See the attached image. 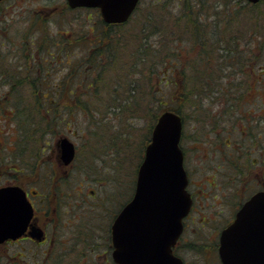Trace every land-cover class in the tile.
<instances>
[{
    "label": "rangeland",
    "instance_id": "1",
    "mask_svg": "<svg viewBox=\"0 0 264 264\" xmlns=\"http://www.w3.org/2000/svg\"><path fill=\"white\" fill-rule=\"evenodd\" d=\"M182 1L142 0L140 8L131 21L121 28L125 30L120 32L121 42L116 43V55L112 59L105 55H103L104 59H99L93 54L95 49L92 50V48H97V44H93L94 41L90 40L94 35L87 24L88 21L82 28L84 31L79 32V47L66 46V50L54 51V54L50 55L49 52L54 46L41 45L44 56H40L37 52L36 62L41 60L43 66L40 72L37 66L36 75L37 73L39 76L47 74V85L51 90H55L54 87L60 81L63 84L62 92L57 95L47 93V100L43 97L44 93L34 91L35 87L32 86H35L33 83L35 76L29 81L23 80L22 85L19 84L21 87L17 89L12 88L11 83L0 85V186L19 183L29 185L43 193L48 182L47 177L54 170L59 172L60 165L55 157L58 139L68 136L79 144L81 158L85 159V156L86 159L89 158V161L85 162L81 159L80 165L87 168L84 171H87L90 177L97 178L98 182L96 183L92 178L90 180V177L84 180L83 177L86 174L80 171L74 172L71 177L66 176L67 180L64 182L74 187L80 184L85 185L89 194L92 192L91 189L98 193L99 188L101 194H109V196L113 194L114 203L111 201L108 206L117 211L124 205L123 191L126 183L130 179L135 189L138 168L148 144L147 138L151 137L157 121L153 114H156L159 109V112L165 110L160 106V102L173 103L169 97L163 99L162 94L159 95L160 99L159 97L156 100L151 99L153 97L149 94L150 76L147 72L140 70L127 73L132 66L125 64V59L128 52L132 54L141 46L144 33L147 34L148 43L149 35L153 34L150 40L154 41L152 44L156 47L159 33L151 32V18H156L162 12L159 9H163L167 12V16L164 19H158L157 23L169 27L175 26L174 22L180 19H177L174 14L179 12V3ZM236 2L237 0H205V9H210V13L203 15L208 20L214 19L216 17L214 13L221 10L224 4H228L235 15ZM83 15L87 17L88 13ZM241 16L244 22L237 27L233 26L232 34L235 36L238 31L240 32L242 38L237 44H253L248 34L251 23L249 18L252 17V13L248 12L247 8V12ZM68 32L70 31L67 30ZM124 32L126 34L123 36ZM48 33L51 37L59 36L54 29ZM114 35L119 36V33ZM226 40L225 37L223 41L226 43ZM231 43L235 44L232 48L236 49L235 39ZM38 47L36 49L39 50ZM253 50L257 51L258 46L255 45ZM247 51L243 55H236L238 60L235 57L234 62L229 64L230 60L228 65H224L222 72L224 83L230 85L232 81H242V86L247 89L239 108L240 113L248 118H240L233 133L223 130L226 129V123L222 117L226 110L224 95L214 97V93L210 92V95H207L210 97L197 108L193 105V109L191 107L190 110L187 106H181L185 117L181 145L185 152V166L190 176L189 190L193 192L196 201L192 217L186 221L187 228L178 249L179 255L185 259L186 264H222L217 250L218 236L232 219L240 204L256 191V182L259 180V184H262L264 180L262 168L264 166V78L263 83L258 85V74L252 69L245 68L247 70L245 73L242 72L243 74L237 71L239 67L236 65L239 59L245 63L246 59L249 58V62L253 58L251 50ZM254 55L256 57L257 54ZM1 63L5 72L18 76L16 71L21 67L16 68L18 63H15L11 56L2 57ZM26 64H32V62L29 61ZM233 65L234 67H231ZM76 69L78 73L73 72ZM193 70L196 71L197 68ZM5 78L8 80L12 76ZM67 81L72 82L67 86L75 88L64 87ZM228 96H234V94ZM78 100L79 105H77ZM48 101L56 103L52 108L57 112L52 111L53 114H46L40 111L43 119L39 123L34 119L33 130L29 129L28 135H25L26 127L31 128V118L27 116L29 111L25 110V107L38 105L41 108L40 103L48 104ZM115 102L120 103L118 104L119 113L112 116L111 111L114 112ZM174 102L178 104L176 100ZM85 105L91 107L90 111L86 110ZM14 107L17 109L16 112ZM69 107L78 109L67 117L66 112ZM71 120H73L72 124ZM106 122L112 125L113 131L106 124L96 126L97 123ZM153 122H155L154 125ZM121 132L127 136V139L119 135ZM254 160H258V163L252 167L251 162L253 163ZM11 165L16 167L15 170L11 168ZM260 166V174H258ZM237 170L242 172L237 174ZM240 173L243 177L242 184L238 181ZM215 184L219 186L212 188ZM94 215L100 223L105 222L103 217L105 213L103 214L102 211L101 215L96 212ZM96 228L100 230V227ZM96 238L95 246L85 244L89 256L93 259H95L94 254L89 252L90 249L94 247L97 252L102 249V246L99 247L102 244V236L97 234ZM88 242L92 244L91 239ZM190 243L194 244L191 246ZM46 247L47 245L39 246L29 241L0 245V264L1 262L9 264V261H13V256L18 257L22 263L36 264L40 261L38 258L46 257H44ZM105 259L100 255L95 260L106 264ZM51 260L55 261L53 264L79 263L78 256L69 261L64 251H60L56 258ZM97 262L88 263L83 260L79 264H98Z\"/></svg>",
    "mask_w": 264,
    "mask_h": 264
},
{
    "label": "water",
    "instance_id": "2",
    "mask_svg": "<svg viewBox=\"0 0 264 264\" xmlns=\"http://www.w3.org/2000/svg\"><path fill=\"white\" fill-rule=\"evenodd\" d=\"M69 2L99 7L106 22L122 23L139 0ZM183 127V117L176 111L165 110L157 118L138 169L134 195L112 225L113 258L118 264H184L173 251L193 203L181 147ZM59 145L64 164H69L76 154L74 142L66 136ZM33 214L22 186L0 187V243L24 235ZM30 233L42 240L41 231L34 228ZM219 255L223 264H264V191L252 195L221 231Z\"/></svg>",
    "mask_w": 264,
    "mask_h": 264
},
{
    "label": "flooded vegetation",
    "instance_id": "3",
    "mask_svg": "<svg viewBox=\"0 0 264 264\" xmlns=\"http://www.w3.org/2000/svg\"><path fill=\"white\" fill-rule=\"evenodd\" d=\"M83 13H88V16L85 17ZM87 21V24L93 31L94 36L90 38L92 42L94 41L93 44L100 41V28L108 24H122L106 22L99 7L72 6L69 0H0V63L2 62V57L11 56L15 60V63H18L16 64V68L21 67L16 71L18 76H33L35 70H37V65L38 68L43 66L41 60L36 62V53L38 52V49H36L37 46L48 44L54 46L53 50L49 52L50 55H53L54 51L62 52L66 50V46L76 45L79 47V32L80 30L84 31L82 28ZM51 29H54L56 35L58 34L59 36L51 37L48 33ZM67 30L70 32L67 33ZM29 61H31L32 64H26ZM13 65L15 67V64ZM237 71L240 72L238 69ZM231 73L233 74V71ZM10 76L14 77L15 75L14 73L10 75L5 72L3 64L1 63L0 78ZM227 85L229 84H226L224 89L231 90ZM239 90L240 89L237 87V93L234 94V96H230V99H236L235 103L234 101H227V103H234V106L230 108L226 107L224 115L222 116L226 123V129L223 130L227 133H233L235 131L240 118H248L240 113L239 106L242 103L240 101L243 96L241 97L238 95ZM251 116L253 115L251 114ZM75 145V157L66 165L61 158V149L57 142L55 157L60 165L58 168L59 172L54 170L47 177L48 182L46 183V189L43 193L29 185L20 184L25 189L27 197L33 205L34 214L23 236L17 240H7L4 243H0V245L18 244L21 241H29L39 246L47 245L44 250V257H46L44 259L38 258L40 261H37L36 264H53L55 261L51 259H55L60 251H64L69 261L78 256L79 263L83 260L92 263L97 262L95 259L101 255L106 258V264H117L113 258L114 246L112 240V225L122 207L132 199L131 180L129 179L126 183L125 190L123 191V199L125 202L118 211L108 206L109 202L112 201V203H114L113 194L111 196H109V194H101L100 188L98 193L95 192L94 189H91L92 194H89L85 185L80 184V186L74 187L64 182V180H67L66 176L71 177L76 171L85 172L86 176L84 175V180L90 177L87 171H84V169L87 168H84L82 164L80 165L82 160H84V162L86 161V157L85 159L81 158L79 144L75 143ZM256 163H258V160H254L253 163L251 162V166L254 167ZM262 168L264 171V166H262ZM260 169L261 166L258 169V174H260ZM238 172L242 171L237 170V174ZM91 178L96 183L98 182L97 178L94 176L90 177V180ZM238 181L239 184L243 183L242 173L238 175ZM259 183L258 180L256 182L257 186L255 187L256 191L249 197L258 191L264 190V180L261 182L262 184ZM103 184H101V186ZM217 186L219 185L215 184L212 188H216ZM191 194L193 196V205L189 215L185 218L184 232L174 246V252L178 255L180 242L187 228L186 221L192 217L196 206L193 192H191ZM244 202L240 204L237 210ZM237 210L234 212L229 223L235 218ZM101 211L103 214L105 213V216H103L105 218L104 223H100L94 215V212L101 215ZM229 223H227V225ZM96 227H100V230ZM34 228L41 231L42 241L31 235L30 232L33 231ZM97 234L102 236V244L99 245V247L102 246V249L98 252L94 247L90 249L89 252L94 254L95 259H93L89 256L85 244L95 246ZM90 239L92 244L88 242ZM219 239L220 234L218 236V251ZM80 254L83 255L80 256ZM18 261L20 260L18 259ZM97 263L103 264V261Z\"/></svg>",
    "mask_w": 264,
    "mask_h": 264
},
{
    "label": "trees",
    "instance_id": "4",
    "mask_svg": "<svg viewBox=\"0 0 264 264\" xmlns=\"http://www.w3.org/2000/svg\"><path fill=\"white\" fill-rule=\"evenodd\" d=\"M182 3H179V12L174 14V16L180 20L175 21V26L172 27L157 23L158 19H164L167 16V12H165L163 9H159L162 10V12L156 18H151L152 23L150 25L151 32L159 33L158 40L157 38L155 39L157 40L156 42H158V44L155 45L156 47H153L152 43L154 41L150 40V37L153 34L149 35L148 43L147 34L144 33V39L141 46L137 48L135 52H132V54L128 52V55L125 59V64L128 63L132 66L127 71V73H130V71L137 72L138 70H140L141 72H147L148 76H150L151 78V87L149 88V94H151L153 97L151 99L156 100L161 94L163 96V99H168L169 97V99L173 101V103L160 102V106H162V108L164 107L165 110L171 109L176 111L177 113L182 115L185 121L184 111L183 109H181V106H187V108H190V110L193 105L197 108L200 104L203 103L206 98L210 97L207 95H210L209 93L211 92L214 93V97L224 95L226 107L230 108L231 106H234L236 99H230L231 97H229L228 95L236 94L237 87L240 89L238 95L241 97L247 91L246 87L242 86V81H232L230 85H227L231 89H228L229 92L228 90L224 89V86L226 85L223 82L224 76L222 74L224 65H228L230 60L231 62L229 64H231L232 61L234 62L235 57H237L236 55L238 54L243 55L244 53L248 52L247 50H251V57L253 58H251L249 62V58L246 59L245 63L242 61V59H239L236 66H238V70L243 73H245V71L247 70L245 68L252 69L253 72L258 74L257 84L261 85L263 83L264 0H260L258 3H251L248 0H237L236 7L234 8L235 15H233L232 10L228 6V4H224L225 6H223L221 10L216 11L214 13L216 17L212 20H208L203 15L204 13H210V9H205V0H191V2L190 0H183ZM140 4L137 7L135 13L140 8ZM247 8L248 12L252 13V17L249 18V21L251 23L248 29V34L251 39L250 42L253 44H237V42L241 40L242 36L239 34V31L237 32L238 34L234 36L232 34V27H237V25L239 26L241 23L244 22L243 17L241 15L247 12ZM132 17L125 23L114 25L108 24L100 28V41L96 43L97 48H92V50L95 49L93 54H95L96 57H98L99 59H104L103 55L108 56L107 58L109 59L115 57L116 43L118 41L121 42L119 38L121 37L120 32L125 30L121 28L125 27L128 22L131 21ZM182 18H185V20H182ZM118 29L120 31H118ZM142 30L143 28L141 29V31ZM118 33L119 36L114 35ZM125 34L126 33L124 32L123 36ZM225 37L227 39L226 43L223 41ZM234 39L237 44L236 49L232 48L233 45L235 46L234 43H231L234 41ZM220 42H223L224 44ZM255 45L258 46L257 51L253 50ZM38 48L39 55L44 56V52L41 49V45ZM104 48L105 50H103ZM254 54H257L256 57ZM248 63L250 65H248ZM137 67H140V69H137ZM195 67L197 68L196 71L193 70V68ZM231 67H234V65ZM40 71L41 67L39 72ZM73 72L78 73V70L76 69ZM33 76H35V79L33 80L35 86H32L35 87L34 91L36 93H44L43 97L45 99L47 98V93H54L55 95H57L59 92H62V81L57 83L56 86L54 85L55 90H51V88L47 85V74L39 76L38 73L36 75L35 71V74ZM33 76H12V78L8 80L6 78H0V85L11 83V87L17 89L21 87L19 86V84L22 85L23 80L27 79L29 81ZM66 83L67 84L64 87H73L67 86L72 83L71 81H67ZM37 97L40 98L39 96ZM174 100H176L178 104L174 102ZM228 100L234 101V103H227ZM54 104L48 101V104L45 102L40 103L41 108L38 107V105L37 107H25V110L29 111L27 112V116L29 115V117L31 118V128L30 126L26 127V131L24 132L25 135H28V130L32 129L34 119L38 123L43 119L41 117L40 111H44L46 114H51L52 111H55V113L57 112L56 109L52 108ZM118 104L120 105V103L115 102L116 106L113 107L114 112L111 111L112 116H114L115 114L118 115V109L120 108ZM77 105H79V100L77 101ZM85 108H87V111L91 109V107L88 105H85ZM14 109V112H16V107H14ZM77 109L78 108L69 107L68 111L66 112V116L69 117V115L76 112ZM156 109L157 108H155V110ZM159 111L160 109L156 111V114H153L155 119H157L160 113L163 112V110L161 112ZM54 115L56 116V114ZM70 122L72 124L73 120H71ZM154 123L155 122H153V125ZM103 124L108 125L110 127L109 129L113 131L111 128L112 125H109L110 123L107 122L97 123L96 126H100ZM119 135L124 136L125 139H127V136H125L122 132ZM150 140L151 137L149 136V138H147V143H149ZM111 141L113 142L114 140ZM114 146L116 147V145ZM85 160L89 161V158ZM11 168L15 170L16 167L14 165H11ZM131 189L133 191L134 184L131 185ZM190 244L192 246L194 243ZM18 259V257L13 256V261L6 262H8L9 264H27L18 261ZM1 264H3V262H1Z\"/></svg>",
    "mask_w": 264,
    "mask_h": 264
}]
</instances>
